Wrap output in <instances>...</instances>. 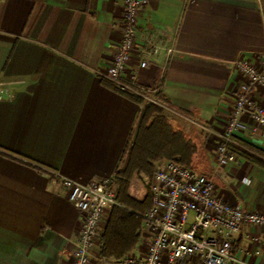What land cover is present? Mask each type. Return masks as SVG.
I'll return each instance as SVG.
<instances>
[{
  "label": "crops",
  "instance_id": "1",
  "mask_svg": "<svg viewBox=\"0 0 264 264\" xmlns=\"http://www.w3.org/2000/svg\"><path fill=\"white\" fill-rule=\"evenodd\" d=\"M123 1L0 0V81H23L0 98V264H70L80 214L48 170L85 183L112 177L120 164L140 108L101 78L111 82L105 73ZM144 58L149 64L139 67ZM239 58H264V0H148L139 13L128 68L172 104L171 124L196 144L203 173L213 170L243 80L231 64ZM252 95L264 105V88ZM247 121L234 139L264 151V126L252 131ZM239 158L213 174L216 193L264 211V167ZM141 222L127 254L143 253L149 240ZM100 247L101 238L91 264H103ZM231 253L227 264H264V226H243Z\"/></svg>",
  "mask_w": 264,
  "mask_h": 264
},
{
  "label": "built area",
  "instance_id": "2",
  "mask_svg": "<svg viewBox=\"0 0 264 264\" xmlns=\"http://www.w3.org/2000/svg\"><path fill=\"white\" fill-rule=\"evenodd\" d=\"M148 0H124L118 28L120 37L115 44L105 76L120 89L141 94L146 100L159 103L154 95L156 87L142 91L135 70L129 69L134 46L137 18ZM148 52L158 45L147 40ZM148 59H139L145 67ZM243 76L233 90L232 108L225 120L223 134L215 143L214 167L210 174L198 172L171 159L157 162L147 181L150 207L140 214L149 240L141 254H126L122 258L99 263L109 264H227L236 260L231 253V240L243 226H264V211L245 210L220 198L216 193L213 174L221 166L238 165L240 158L232 146L241 147L233 135L248 128L255 131L264 126V105L253 97L257 87L264 88V58L251 62L239 58L231 62ZM22 80L0 81V98L10 96ZM247 118V119H246ZM52 186L66 191L67 200L78 210L80 225L73 242L70 264H91L99 246L105 225V215L113 207H122L110 188L111 177H100L81 183L48 170Z\"/></svg>",
  "mask_w": 264,
  "mask_h": 264
},
{
  "label": "trees",
  "instance_id": "3",
  "mask_svg": "<svg viewBox=\"0 0 264 264\" xmlns=\"http://www.w3.org/2000/svg\"><path fill=\"white\" fill-rule=\"evenodd\" d=\"M101 83L130 99L140 108L137 122L110 183L116 199L124 208L115 206L110 210L107 225L101 236L100 256L103 259H119L126 255L139 239L138 230L142 220L140 214L135 212H143L151 204L148 191L141 198L129 193L131 181L141 175L149 178L155 164L164 159H171L194 169L196 144L187 140L181 130L173 128L170 113L162 105L146 100L139 93L120 89L115 83L104 78H101ZM142 91L148 92V89L143 88ZM154 97L172 107L160 92H156ZM239 143L241 147H231L238 157L240 155L264 167V151L244 142Z\"/></svg>",
  "mask_w": 264,
  "mask_h": 264
},
{
  "label": "rangeland",
  "instance_id": "4",
  "mask_svg": "<svg viewBox=\"0 0 264 264\" xmlns=\"http://www.w3.org/2000/svg\"><path fill=\"white\" fill-rule=\"evenodd\" d=\"M158 104H162V106H164V108L171 113L170 109L168 106H166L165 104L159 102ZM204 139L206 138V136H203ZM218 140V139H217ZM194 161L196 162V164H194V169L198 172H202L205 171V167H202L201 164H198L199 161H201V156L198 155V153H196V156H194ZM147 181L148 178L141 175L140 178H134L131 181L130 187H129V193L136 197V198H141L144 196L145 192L148 191L147 189Z\"/></svg>",
  "mask_w": 264,
  "mask_h": 264
}]
</instances>
